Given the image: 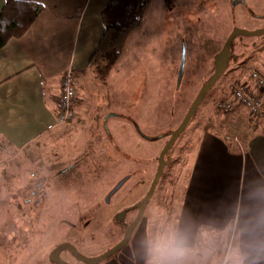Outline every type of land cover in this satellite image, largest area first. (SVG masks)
Returning <instances> with one entry per match:
<instances>
[{"label":"rangeland","instance_id":"374dc122","mask_svg":"<svg viewBox=\"0 0 264 264\" xmlns=\"http://www.w3.org/2000/svg\"><path fill=\"white\" fill-rule=\"evenodd\" d=\"M262 28L264 0H150L140 26L127 34L108 78L88 86L90 114L83 124L73 122L75 117L65 124L55 121L52 133L41 138V146L29 151L28 158L24 156L21 166L14 159L0 168V264H55L49 254L65 239L67 224H81L94 215V225L99 224L104 215L97 210L104 208V198L117 181L131 174L105 208L111 226L112 214L123 208L119 205L127 207L147 192L160 151L213 73L216 55L229 34L235 29ZM183 49L184 70L177 87ZM263 65L264 33L232 38L225 70L165 155L162 175L129 241L93 264H125L124 259L138 258L141 241L161 220L178 221L188 159L195 156L204 130L235 139L230 144L232 153L243 151L241 143L250 134H264V127L247 125L246 111L239 105L229 112L217 109L218 102L229 99V85L246 82L248 74L261 71ZM70 164L72 168L62 172ZM41 177L50 182L47 197L39 205H26L27 192ZM69 177L74 184L62 186L61 180ZM135 181L140 187L134 193ZM71 235L76 239L75 230ZM119 239L122 235L77 244L75 249L94 258ZM59 257L67 264H84L67 250Z\"/></svg>","mask_w":264,"mask_h":264},{"label":"crops","instance_id":"0c3cea01","mask_svg":"<svg viewBox=\"0 0 264 264\" xmlns=\"http://www.w3.org/2000/svg\"><path fill=\"white\" fill-rule=\"evenodd\" d=\"M5 1L0 0V9ZM20 1L44 10L20 37L0 47V168L17 160L21 166L55 129L60 80L67 70L75 79L78 126L90 114L88 86L102 81L89 61L103 33L100 14L108 0ZM234 140L205 130L200 134L195 156L189 154L178 221L220 226L254 210L252 193L264 192V134H250L239 153L230 151ZM123 261L143 264L141 256Z\"/></svg>","mask_w":264,"mask_h":264},{"label":"clouds","instance_id":"9594fccd","mask_svg":"<svg viewBox=\"0 0 264 264\" xmlns=\"http://www.w3.org/2000/svg\"><path fill=\"white\" fill-rule=\"evenodd\" d=\"M250 198V214L220 226L161 220L141 241L143 264H264V192Z\"/></svg>","mask_w":264,"mask_h":264},{"label":"trees","instance_id":"16d2710c","mask_svg":"<svg viewBox=\"0 0 264 264\" xmlns=\"http://www.w3.org/2000/svg\"><path fill=\"white\" fill-rule=\"evenodd\" d=\"M149 1L108 0L105 4L100 14L103 33L89 61L100 80L108 78L127 34L140 26ZM43 10L36 2L6 0L0 9V47L10 39L20 37Z\"/></svg>","mask_w":264,"mask_h":264},{"label":"water","instance_id":"95a60500","mask_svg":"<svg viewBox=\"0 0 264 264\" xmlns=\"http://www.w3.org/2000/svg\"><path fill=\"white\" fill-rule=\"evenodd\" d=\"M240 33L258 36V35L264 33V28L259 29V30H255L252 32L241 30V29H235L226 38L222 48L220 49V51L216 55L213 73L211 74V76L209 77L207 82L200 88L197 95L193 99L189 109L187 110L184 118L182 119L181 123L177 126V128L175 130H173L168 142L165 144V146L160 151L159 156H158V165H157V169H156V172L154 174V177L150 183V186H149L146 194L141 199V201L138 203V213H137L135 219L126 229V232H125L123 238L121 239V241L118 242L117 244H115L112 248H110L109 250H107L103 254H101L97 257H94V258H86V257L82 256L71 244L62 243V244L56 246L51 251V253L49 254V259L52 262H54L56 264H67L66 262H64L60 259L59 253L62 250H68L76 258V260H78L79 262H82L84 264H93V263L100 262V261L112 256L113 254L118 252L122 247H124L127 244V242L129 241V239L131 237V234L133 232L134 227L138 224L139 220L141 219L143 212H144V209H145V206L147 205L149 199L153 195L155 188L159 182V179L162 175V172H163V169L165 166V155L168 153L169 149L174 144V142L176 141L179 134L182 132V130L185 128V126L189 122L191 116L193 115L194 111L196 110L197 106L199 105V103L201 102V100L203 99L205 94L210 90V88L213 86L214 82L217 80V78L225 70V62L228 59V48H229L230 42L235 35L240 34ZM184 62H185V49L182 50L181 58H180V62H179V67H178V72H177V87L179 86L181 79H182L183 70H184ZM127 179H128V176L122 178L112 188V190L105 197L106 203L109 202L110 197L122 186V184ZM121 216H122V214L119 217H121Z\"/></svg>","mask_w":264,"mask_h":264},{"label":"flooded vegetation","instance_id":"af4514ba","mask_svg":"<svg viewBox=\"0 0 264 264\" xmlns=\"http://www.w3.org/2000/svg\"><path fill=\"white\" fill-rule=\"evenodd\" d=\"M157 164H158V161H157ZM70 168H72L71 167V164L69 166H67L66 168H64L62 170V172L67 171ZM62 172H60V173H62ZM126 176H128V179L110 197L108 203L105 202V198H104V201H103L104 208L103 209H100V213L97 210V214H99L101 216L104 215V217L102 218L101 222L95 226L94 223H95V217H96V215H94L95 217L94 216H90V218L87 217V219H85L81 224H73V223L67 224L68 230L66 231L65 239L62 242L57 243L56 245H54L53 246V249L56 246H58V245H60L62 243H69L74 248H76L77 247V244L103 242V241H105L107 239H114V238H116V237H118L120 235H122V238H123V236H124V234L126 232V229L128 228V226L135 219V217H136V215L138 213V203L141 201V199L144 196L142 198H137V200L135 202H133L132 204L128 205L127 207H124L125 206L124 204L119 205V207L122 206L123 208L120 211H117L114 214H112V216L110 218L111 226H109V224H108V221H109V213H105V208H109L111 206L110 204L112 202L113 197L118 194V192L125 185V183H127L129 180H131V174H127L124 177H126ZM124 177H122V178H124ZM70 180H71L70 177L69 178H63L61 180V182H62L61 184H63L62 186H67L69 184H74V182H71ZM119 181H117V183ZM49 186H50V182H48L46 178L41 177L38 181H36V182L33 183L32 190H30L29 192H27L26 198L24 199L23 202L26 205L30 204V202H31L32 205H34V206L41 204L42 201L45 199V197H47V195H48V187ZM139 187H140V182L135 181L134 182V185H133L132 191L135 193L136 190L139 189ZM63 188H65L66 190L68 189L67 187H63ZM133 196H135V195H133ZM148 203H149V201H148ZM146 206H145V209H146ZM145 209H144V212H145ZM144 212H143V215H144ZM121 214H122V216L119 217ZM131 214H132L131 218L129 220H126V218L129 215H131ZM143 215H142V217H143ZM142 217H141V219H142ZM140 220H139V222H140ZM79 222H81L80 219H78V223ZM72 230H75V232L77 234V235H74V237L76 239H74L72 237V235H71ZM43 234H44V230H43ZM120 241L121 240L119 239L118 242H120ZM51 251H50V253H51Z\"/></svg>","mask_w":264,"mask_h":264},{"label":"built area","instance_id":"2783aa9c","mask_svg":"<svg viewBox=\"0 0 264 264\" xmlns=\"http://www.w3.org/2000/svg\"><path fill=\"white\" fill-rule=\"evenodd\" d=\"M246 82L229 85V99L218 102L217 109L231 111L234 104L246 111V123L264 127V72L252 70ZM76 97L75 81L70 70L61 77L59 94L56 101L57 124H65L75 117L74 103Z\"/></svg>","mask_w":264,"mask_h":264}]
</instances>
